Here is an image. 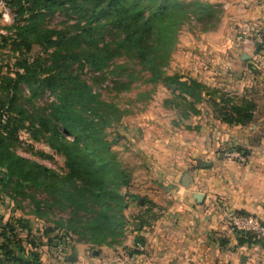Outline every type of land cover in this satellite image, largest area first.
<instances>
[{
  "label": "trees",
  "instance_id": "obj_1",
  "mask_svg": "<svg viewBox=\"0 0 264 264\" xmlns=\"http://www.w3.org/2000/svg\"><path fill=\"white\" fill-rule=\"evenodd\" d=\"M6 2L16 22L10 27L14 29L11 34H0V47L8 46L19 58L14 76L0 74V192L15 202L19 196L28 197L37 214L41 205L66 210L62 223L66 231L93 249L112 247L124 234L127 193L123 196L120 188L127 180L112 152L119 139L107 140L101 133L103 115L96 112L102 103L99 93L76 71L75 64H88L100 72L114 56L126 55L147 73L146 81L168 88L188 105L181 118L195 112L196 104L205 98L211 103L212 117L220 122L246 126L254 120L257 106L252 99L236 101L220 88L166 72L176 28L188 22L190 14L203 19L204 11L213 9L209 2H193L197 9L188 8L182 0ZM60 9L74 13V22L63 29L44 27V18ZM105 35L110 40L102 42ZM258 53L264 56V35ZM21 84L29 87L32 97L48 89L54 99L45 108L30 112L25 108L27 99L20 95ZM124 85L128 83L121 82ZM11 112L13 118L28 119L30 134H38L64 157L65 173L15 152V135L22 121L10 124ZM37 193L42 197H36ZM137 225L141 228L143 220ZM17 227L29 228L21 218L12 222L0 216V255L16 264H41L36 251H25Z\"/></svg>",
  "mask_w": 264,
  "mask_h": 264
},
{
  "label": "crops",
  "instance_id": "obj_2",
  "mask_svg": "<svg viewBox=\"0 0 264 264\" xmlns=\"http://www.w3.org/2000/svg\"><path fill=\"white\" fill-rule=\"evenodd\" d=\"M207 1L222 7L228 3L227 13L236 15L235 21L224 15L215 28L185 32L170 68L182 79H195L206 86L223 85L240 99H252L257 106L254 120L246 126L233 125L239 126V136H228L223 129L215 132L208 128L210 124L201 130L192 118L191 125L199 132L182 133L174 128L168 136H143L136 141L139 147L146 144L155 160H150L149 179L140 185L149 195L139 199L144 250L130 264H264V241L240 234L222 214L228 206L264 224V56L257 50L248 60H241L239 54L244 65L239 73L219 68L220 64H232L234 26H239L238 30L245 25L252 28L257 32L254 44L260 42L264 0ZM207 114L204 111L205 119H209ZM171 122L174 127L188 123L181 116ZM234 150L240 158L224 155ZM196 192L203 193L200 201L194 197ZM4 213L0 206V216L6 221ZM73 249L75 253L68 254L74 255V260H69L68 254L65 261L38 255L41 264H117L111 260L117 248L102 246L90 251L91 257L85 244H76Z\"/></svg>",
  "mask_w": 264,
  "mask_h": 264
},
{
  "label": "rangeland",
  "instance_id": "obj_3",
  "mask_svg": "<svg viewBox=\"0 0 264 264\" xmlns=\"http://www.w3.org/2000/svg\"><path fill=\"white\" fill-rule=\"evenodd\" d=\"M3 1L5 2V6L9 8L10 20H5L3 18V9L0 6V34L9 35L14 31V29L10 27L16 22L15 14L6 0ZM182 1L188 5V8L193 7L194 9L198 7H194V4H192L193 2L198 1L201 2L200 4L208 2L207 0ZM190 4L192 5L190 6ZM228 6V3L224 4L223 7L215 5L212 7L213 9L205 10L203 19L199 20H197L195 14H190V20L176 28V41L172 44L168 53L166 72L171 69V73H174L175 68H170V62L185 32L189 33L193 30L205 31L215 28L220 24L221 17L224 15L229 18L228 20H232V22L235 21L234 18L236 15L227 13L226 8ZM75 17L74 13L60 9L47 15L42 24L44 27L50 29H63L66 28L67 24L73 23ZM232 24L233 23H231V25ZM236 24L237 23L234 25ZM233 28L235 32L233 33L237 34L239 32V26L236 25ZM251 31L252 32H249L250 39H253L255 31ZM262 35H264V32H262ZM109 40V35H105L102 42ZM232 49L235 54L232 56L231 66L228 67L227 64H220L219 68H232L231 70H234L235 73H239L242 70V66H244L239 59V54H241L243 50H241V46L236 45L235 41ZM251 52L252 51H250V53ZM42 57H47V54H43ZM18 58L19 55L8 46L0 47V74L8 73V75L14 76L13 72L16 69L15 61L18 60ZM111 60L112 62L110 61L111 63L109 62L100 72H94V70L90 69L88 64L80 67L75 64L74 67H76V71L80 72L88 83L92 85L93 90L99 93V98L102 103L98 106L96 112L103 115L104 122H101V133L107 140H112L115 137L119 139V141L112 146V152L121 162L123 174L127 180L126 185L120 188V192L123 196L127 193V195H125L127 206L123 210L124 215L126 214L127 224L124 226V234L120 237V241L118 243L114 242L112 246L113 250L115 248L117 249L113 252L111 250L112 253H119L120 251L124 252L129 250L135 242L143 243L142 228L136 227L140 219L143 220L139 214L138 197L148 199L149 195L140 185H142L141 182L143 180L149 179L150 167L153 166L150 160L153 162L155 159L152 152L147 150L149 147L146 144L144 145V143H142V147H139L136 141L138 139H143V136H168L170 130L174 128L182 131V133H196L198 131L195 129L196 126L191 125L192 118L197 119L198 128L201 130L206 128L205 125L210 124L208 128H211L215 132L222 131L223 129L228 136H239L240 131L238 128L239 126L232 125V127H224L222 124L213 123L212 110L210 107L211 103L207 102L205 98L200 104H196L195 112H190L187 118H182L183 121L186 120L188 123H184L183 125L178 124L174 127L171 121L175 119L176 116L179 118L182 112L187 111L186 106L188 105L184 103L181 98L175 97L168 88L146 81L148 76L147 73L142 71L140 66L130 59L129 56L116 55ZM218 64H215V66L218 67ZM228 69H226V71H228ZM101 72H104L103 76L105 79H103ZM121 82H127L128 86H120ZM19 86L21 88V97L27 99L25 108L30 112L34 111L32 108H45L48 102L54 99L48 89H44L36 96L32 97L30 89L26 84H21ZM212 87L220 88L221 86L217 87L213 85ZM223 87L222 85L220 89L225 92L227 96H230V98L236 101L240 100L237 94L228 90L229 87L225 89ZM214 97L216 96L214 95ZM204 111L209 113L207 114L209 119L204 118V116L206 117ZM13 115V112L9 115L10 124L14 120L22 121V127H19L15 135V152L42 163L46 167L56 170L58 173H65L64 157L52 149L38 134H30L27 129L30 125L28 119L20 120L18 118H13ZM41 195L43 194L37 193L36 197H42ZM18 199L19 201L15 202L13 199L9 198L8 195L0 192V206L4 209V212L7 213L6 221L13 222L17 218L27 221L29 228L17 227L16 229L25 251L34 250L40 255L46 254L51 257L48 259L56 260L57 258L54 257L55 239L63 238L65 244L67 242V254L75 253L73 247L76 244H85L78 241V237L74 233L66 231V228L63 226L62 223L66 221L67 217L66 210H60L54 207L48 209L45 205H41L39 208L41 213L37 214L34 211L35 207L32 201L28 197L21 198L19 196ZM123 241H125L126 244H124ZM85 245L88 250L87 256L89 257H91L90 251L100 250L102 247L93 249L92 246ZM104 257L107 258L108 254L104 255ZM66 258L57 260L65 261L67 260ZM40 260L43 261L41 258Z\"/></svg>",
  "mask_w": 264,
  "mask_h": 264
},
{
  "label": "built area",
  "instance_id": "obj_4",
  "mask_svg": "<svg viewBox=\"0 0 264 264\" xmlns=\"http://www.w3.org/2000/svg\"><path fill=\"white\" fill-rule=\"evenodd\" d=\"M0 6L3 9V18L5 20H10L9 8L5 6V2L3 0H0ZM250 29L252 28H249L247 25H245L235 36L236 45L241 46V50L247 53H250V51L253 52L254 50V39H250ZM256 34L257 32H255V35ZM224 155L240 158V154L237 151H225ZM222 214L227 222L240 234L253 235L254 237L264 241V224L260 222V220H258L255 216L243 214L228 206L224 207ZM54 241V256L57 259H62L67 256V242L65 244L63 238H57ZM131 249L134 251H120L119 253L115 254L111 260L117 264H130L137 258V252L139 253L144 250V245L141 242H135ZM0 264L16 263L4 260L0 255Z\"/></svg>",
  "mask_w": 264,
  "mask_h": 264
},
{
  "label": "water",
  "instance_id": "obj_5",
  "mask_svg": "<svg viewBox=\"0 0 264 264\" xmlns=\"http://www.w3.org/2000/svg\"><path fill=\"white\" fill-rule=\"evenodd\" d=\"M259 45H260V42H256L254 44L253 53H256L257 52ZM250 57H251V54L250 53H247V52H244V51L241 52V54H240V59L241 60H248ZM187 178H188V174L185 173L184 179L186 180ZM194 197H195L196 200H199L200 201L201 198L203 197V193L196 192V193H194ZM68 259L69 260H74L75 259V256L74 255H69L68 256Z\"/></svg>",
  "mask_w": 264,
  "mask_h": 264
}]
</instances>
